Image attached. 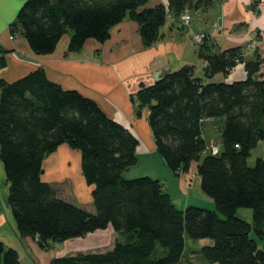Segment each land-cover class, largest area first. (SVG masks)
Wrapping results in <instances>:
<instances>
[{
    "label": "trees",
    "instance_id": "16d2710c",
    "mask_svg": "<svg viewBox=\"0 0 264 264\" xmlns=\"http://www.w3.org/2000/svg\"><path fill=\"white\" fill-rule=\"evenodd\" d=\"M221 1V0H215ZM210 4L213 0H201ZM147 0H25L9 25L38 55L52 53L69 35V52L87 40L103 43L110 29L129 16L145 47L160 38L168 18L179 17L190 0L144 8ZM243 47L219 51L203 36L197 58L202 72L184 65L142 85L133 96L146 111L156 152L175 174L197 163L202 193L214 210L175 207L159 180H127L137 162L138 141L91 99L51 82L42 69L7 82L0 78V163L6 200L18 235L40 246L83 238L111 227L123 238L105 252L55 257L51 264H184L187 239L207 240L194 253L200 264H264V157L247 159L264 146V57L246 58ZM242 64L244 80L227 83ZM4 61L0 58V69ZM214 124L219 145L207 153L203 127ZM63 144L80 152L81 173L92 187L93 211L62 198L42 180L43 162ZM206 152V153H205ZM251 210V222L237 216ZM0 264H21L0 241Z\"/></svg>",
    "mask_w": 264,
    "mask_h": 264
},
{
    "label": "crops",
    "instance_id": "0c3cea01",
    "mask_svg": "<svg viewBox=\"0 0 264 264\" xmlns=\"http://www.w3.org/2000/svg\"><path fill=\"white\" fill-rule=\"evenodd\" d=\"M24 1L0 0V58L4 61L0 78L13 82L36 69H42L51 82L64 90H75L93 100L109 118L122 124L138 141L137 162L142 160L148 163L141 169L144 175L141 177L159 180L175 207L180 210L188 206L201 207L199 202L206 203V209L211 210L213 203L203 193H197V197L191 199L194 186L200 189L197 163H191L187 172H180L177 176L166 166L156 152L146 119L147 113L143 111L140 115L137 114L133 96L140 86L151 85L184 65H193L199 74L202 72L205 64L197 58V47L191 41L192 34L206 35L208 41L219 51L243 47L247 59L252 58L255 51L264 57V9L258 8L257 0H213L210 4L202 2L199 6L195 4L201 0H190V7L179 17L168 18L160 29L159 40L150 47L143 45L135 20L126 16L110 29L109 36L103 43L87 40L79 51L69 52L70 36L65 35L55 50L47 55L33 53L22 36L9 32V25ZM168 1L147 0L144 8L160 4L167 6ZM184 14L190 16L189 29H181ZM252 41L256 50L247 46ZM241 65L238 64L227 78L217 75L215 81L231 83L244 80L245 72ZM260 74H264V63ZM79 164V153L63 144L44 160L42 180L47 183L62 178L73 180L74 174L69 173V170L71 166L79 168ZM46 169L48 172L55 170V173L45 175ZM193 173H196L194 180L191 179ZM2 176L0 168V179ZM6 190L5 187L0 190L3 192V196L0 192V241L17 252L21 264L50 263L47 260L53 257L46 259L45 255H41L32 238L18 235L6 200ZM91 192V186L78 182L74 186L73 200L81 206L89 204L90 210ZM116 240L122 241L123 238L108 227L83 238L63 242L65 249L70 248V242L74 245L73 249L54 258L78 252H105L113 247ZM188 242L190 241H186V246L189 251L184 256V264H200L194 258V253L206 242Z\"/></svg>",
    "mask_w": 264,
    "mask_h": 264
},
{
    "label": "rangeland",
    "instance_id": "374dc122",
    "mask_svg": "<svg viewBox=\"0 0 264 264\" xmlns=\"http://www.w3.org/2000/svg\"><path fill=\"white\" fill-rule=\"evenodd\" d=\"M187 15V14H186ZM189 16V15H188ZM190 17V16H189ZM189 26H190V23L188 25H183L181 27V29H189ZM17 35V34H16ZM198 35V34H197ZM191 41L193 43L194 46L198 47L201 45V43L197 42L196 40H194L193 38V34L191 35ZM196 41V42H195ZM250 44H253L254 46L252 47L253 50H256V45L254 43V41H252ZM193 49V48H192ZM197 50V49H196ZM194 51V50H193ZM240 65V64H239ZM242 67V65H241ZM200 71V70H199ZM201 72V71H200ZM203 131H204V135H205V138H206V142H207V146L209 147V149L211 150V147L215 144H218V140H217V134L215 133V127H214V124H209V123H206L205 126L203 127ZM68 146V145H67ZM69 147V146H68ZM70 150L72 151H75L77 153H79L80 155V152L78 150H74L72 148L69 147ZM207 153H209L210 151H206ZM205 152V153H206ZM50 157V155L46 158L48 159ZM264 157V146L262 143H259L254 149L251 150L250 152V157L247 159V165L252 167L254 164H255V161L257 159H260V158H263ZM80 162H81V157H80ZM148 165L147 162H143L142 160H139L138 162H136V164L134 166H132L131 168H129L126 172L123 173V178L124 179H127V180H131V179H135V178H141V176H144L142 175L143 172L141 171V169L145 168L146 166ZM0 168L2 169V165L0 163ZM55 171V170H54ZM53 170L52 171H49V172H54ZM79 171L81 172V167H80V164H79V168L78 166L75 167V166H71L70 170H69V173H73L74 174V177H73V180L72 179H67V178H62L61 180H57L56 182H50V184H53L55 186V188L57 189L58 191V194L62 197V198H66L70 203H72L73 205L75 206H78V207H83V208H88L89 210V204H86V205H83L81 206L79 202L73 200V198H75V193H74V186L76 185V183L78 182H85L84 178H83V175L82 173L79 174ZM197 171V170H196ZM49 172L47 171V169L45 170V175H49ZM66 172V171H65ZM2 173H3V176H2V179H0V190L2 189L3 190V187H5L7 189V186L5 184V176H4V172H3V169H2ZM55 173V172H54ZM197 173V172H196ZM196 173H193L191 175V179L194 180V176L196 177ZM77 174V175H75ZM178 175V174H177ZM176 175V176H177ZM191 180V182H192ZM4 183V185H3ZM2 192V191H0ZM197 193L199 195H202V192L200 191V189H196V185L194 186L193 190H192V196H191V199L194 198V197H197ZM184 195V194H183ZM2 196H3V192H2ZM205 197V196H204ZM77 200V199H76ZM206 201V200H204ZM201 205V208H207V205L206 203H202V202H199ZM199 206V205H198ZM211 210H214V205H211ZM89 211H93V206L92 204L90 205V210ZM251 210L249 209H239L237 211V216L248 221V222H251ZM8 228V227H7ZM39 248V251H40V254L41 255H45L46 256V259L50 258V257H53L54 256H57V255H60V254H63V253H66L68 251H71L73 249L71 242L68 244L70 245L69 249H65V243L63 244V242L61 243H50L46 246H40L37 241L35 239L32 240ZM117 241V240H116ZM115 241V242H116ZM187 241H190L191 243L195 242L193 240H189L187 239ZM201 241H207V240H201ZM258 245H259V249L263 250L264 251V240H258ZM188 242V243H190ZM207 243V242H206ZM206 243H203L202 245H206ZM190 246V245H189ZM187 250H188V246H186ZM65 249V250H64ZM64 250V251H63ZM76 250V249H75ZM78 251V250H77ZM51 259V258H50ZM52 260V259H51ZM51 260H47V262L50 261V263L48 264H51Z\"/></svg>",
    "mask_w": 264,
    "mask_h": 264
},
{
    "label": "built area",
    "instance_id": "2783aa9c",
    "mask_svg": "<svg viewBox=\"0 0 264 264\" xmlns=\"http://www.w3.org/2000/svg\"><path fill=\"white\" fill-rule=\"evenodd\" d=\"M257 6H258V8H260V9H264V0H257ZM190 23V17L188 16V15H186V14H184L183 16H182V18H181V25L183 26H185V25H188ZM203 34H195V35H193V38H194V40H196L197 42H199V43H201L202 42V38H203ZM195 41V42H196ZM247 46L249 47V48H252L254 45L253 44H247ZM209 146V145H208ZM207 146V150L206 151H210L209 153L211 154V155H216L218 152H219V145L218 144H215V145H213L212 147H211V150L209 149V147Z\"/></svg>",
    "mask_w": 264,
    "mask_h": 264
}]
</instances>
